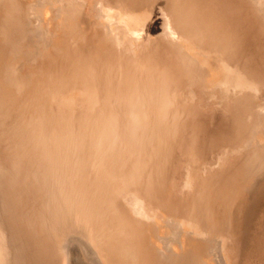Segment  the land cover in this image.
Masks as SVG:
<instances>
[{
    "label": "bare ground",
    "instance_id": "1",
    "mask_svg": "<svg viewBox=\"0 0 264 264\" xmlns=\"http://www.w3.org/2000/svg\"><path fill=\"white\" fill-rule=\"evenodd\" d=\"M263 173L264 0H0V264H232Z\"/></svg>",
    "mask_w": 264,
    "mask_h": 264
},
{
    "label": "rangeland",
    "instance_id": "2",
    "mask_svg": "<svg viewBox=\"0 0 264 264\" xmlns=\"http://www.w3.org/2000/svg\"><path fill=\"white\" fill-rule=\"evenodd\" d=\"M263 200H264V173L259 177L257 185L248 194H243L240 196L237 204L238 210L234 212L233 215L234 216L233 225L230 227V229H228V225H227V230H225V234L234 235L235 247L239 255L235 260L232 261V264H264V244H263L264 228H262V226L264 227ZM252 208L254 209L252 210ZM4 213L6 219L12 222V219L8 214L9 212L7 211V213L6 212ZM10 227L8 228L9 230L8 233L9 235H11L9 240L11 243L12 255L14 251V256H15V259L13 260L12 264H27V261L30 258L32 262L34 261V264H45V260L43 261V259H45L44 257L45 253L42 247L40 246V244L37 242L31 245H27L28 243L25 244L26 237L23 235V229L20 231V229L18 228L19 230L18 232L16 229H14L13 224ZM252 254H254V256Z\"/></svg>",
    "mask_w": 264,
    "mask_h": 264
}]
</instances>
